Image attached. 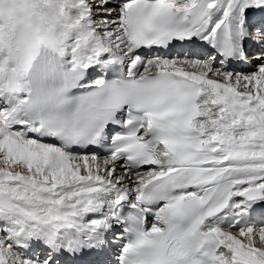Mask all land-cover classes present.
<instances>
[{"label": "snow or ice", "instance_id": "obj_1", "mask_svg": "<svg viewBox=\"0 0 264 264\" xmlns=\"http://www.w3.org/2000/svg\"><path fill=\"white\" fill-rule=\"evenodd\" d=\"M0 264H264V0H0Z\"/></svg>", "mask_w": 264, "mask_h": 264}]
</instances>
